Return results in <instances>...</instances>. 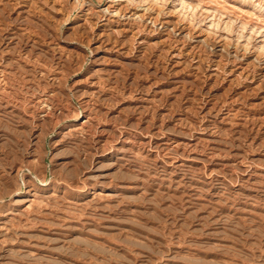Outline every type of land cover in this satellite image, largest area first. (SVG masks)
<instances>
[{
	"label": "rangeland",
	"instance_id": "374dc122",
	"mask_svg": "<svg viewBox=\"0 0 264 264\" xmlns=\"http://www.w3.org/2000/svg\"><path fill=\"white\" fill-rule=\"evenodd\" d=\"M0 73V264H264V0H0Z\"/></svg>",
	"mask_w": 264,
	"mask_h": 264
},
{
	"label": "bare ground",
	"instance_id": "6f19581e",
	"mask_svg": "<svg viewBox=\"0 0 264 264\" xmlns=\"http://www.w3.org/2000/svg\"><path fill=\"white\" fill-rule=\"evenodd\" d=\"M183 1V0H182ZM186 1V0H185ZM187 3V2H186ZM183 4V3H182ZM188 6V5H187ZM184 9V8H183ZM108 10V9H107ZM86 14V13H85ZM104 18V17H103ZM89 19V18H88ZM152 19V18H151ZM157 20V19H156ZM92 21H94V20H92ZM154 21V20H153ZM158 21V20H157ZM120 23H121V21H120ZM150 23V22H149ZM93 25V24H92ZM118 25V24H117ZM126 25V24H125ZM154 26V25H153ZM123 27V26H122ZM147 27V26H146ZM127 28H128V26H127ZM54 29V28H53ZM22 30V29H21ZM133 30V29H132ZM146 30V29H145ZM168 30V29H167ZM106 31V30H105ZM99 32V31H98ZM154 32V31H153ZM93 33V32H92ZM13 34V33H12ZM52 36H54L53 34H52ZM94 36V35H93ZM146 36V35H145ZM90 39H91V37H90ZM61 42V41H60ZM166 42V41H165ZM198 44V43H197ZM63 45V44H62ZM65 45V44H64ZM41 46V45H40ZM80 46H82V45H80ZM86 47V46H85ZM131 47V46H130ZM224 49V48H223ZM193 50V49H192ZM95 51V50H94ZM97 51V50H96ZM106 51V50H105ZM90 52V51H89ZM57 55V54H56ZM88 55V54H87ZM196 55V54H195ZM197 57V56H196ZM9 59V58H8ZM21 59V58H20ZM210 60V59H209ZM40 61V60H39ZM85 61V60H84ZM214 61V60H213ZM4 62V61H3ZM255 63V62H254ZM242 64V63H241ZM256 64V63H255ZM51 65H52V63H51ZM223 66V65H222ZM229 66V65H228ZM228 69V68H227ZM237 69V68H236ZM36 70V69H35ZM18 72V71H17ZM250 73V72H249ZM1 74V73H0ZM56 74V73H55ZM53 75V74H52ZM51 75V76H52ZM26 77V76H25ZM31 78V77H30ZM237 78V77H236ZM52 80V79H51ZM238 81V80H237ZM29 83V82H28ZM90 83V82H89ZM31 84V83H30ZM33 84V83H32ZM87 85V84H86ZM92 86V85H91ZM96 90H97V88H95ZM105 93V92H104ZM14 95V94H13ZM36 95V94H35ZM38 95V94H37ZM42 96V95H41ZM95 96V95H94ZM16 97V96H15ZM39 97V96H38ZM85 97V96H84ZM6 99V98H5ZM22 99V98H21ZM83 99V98H82ZM100 99V98H99ZM105 100V99H104ZM56 101V100H55ZM197 101V100H196ZM31 102V101H30ZM13 103H14V101H13ZM16 104V103H15ZM91 104V103H90ZM4 105V104H3ZM89 105V104H88ZM199 105V104H198ZM11 106V105H10ZM95 106V105H94ZM31 107V106H30ZM89 107V106H88ZM101 107V106H100ZM2 109V108H1ZM18 110V109H17ZM108 110V109H107ZM45 111V110H44ZM56 111V110H55ZM63 111V110H62ZM18 112V111H17ZM79 115V114H78ZM22 116V115H21ZM108 116V115H107ZM14 118H16V117H14ZM42 121V120H41ZM89 121V120H88ZM80 122V121H79ZM88 123V122H87ZM94 123V122H93ZM100 125V124H99ZM152 125V124H151ZM65 126V125H64ZM83 126V125H82ZM83 129V128H82ZM115 130V129H114ZM113 130V131H114ZM91 131V130H90ZM97 131V130H96ZM124 132V131H123ZM35 133V132H34ZM58 133V132H57ZM122 133V132H121ZM136 133V132H135ZM34 135V134H33ZM88 135V134H87ZM100 135V134H99ZM131 135H133V134H131ZM136 135H138V134H136ZM79 138V137H78ZM87 138V137H86ZM127 138V137H126ZM133 138V137H132ZM145 138V137H144ZM135 139V138H134ZM147 139V138H146ZM121 142V141H120ZM125 142V141H124ZM84 143V142H83ZM102 143V142H101ZM150 143V142H149ZM97 144V143H96ZM134 144V143H133ZM150 145V144H149ZM117 147V146H116ZM115 148V147H114ZM89 149V148H88ZM89 151V150H88ZM94 152V151H93ZM147 152V151H146ZM98 154V153H97ZM154 155V154H153ZM93 156V155H92ZM116 157V156H115ZM119 158V157H118ZM91 160H92V158H91ZM78 165V164H77ZM164 165V164H163ZM163 167H165V166H163ZM168 167V166H167ZM174 174V173H173ZM89 180V179H88ZM96 180V179H95ZM173 180V179H172ZM204 180V179H203ZM202 185V184H201ZM36 186V185H35ZM84 188V187H83ZM100 188V187H99ZM114 189V188H113ZM30 191V190H29ZM52 191V190H51ZM86 192V191H85ZM97 192V191H96ZM91 193H93V192H91ZM71 194V193H70ZM63 195V194H62ZM68 195V194H67ZM67 197V196H66ZM105 197V196H104ZM30 198V197H29ZM90 198V197H89ZM6 208V207H5ZM10 210V209H9ZM9 213V212H8Z\"/></svg>",
	"mask_w": 264,
	"mask_h": 264
}]
</instances>
